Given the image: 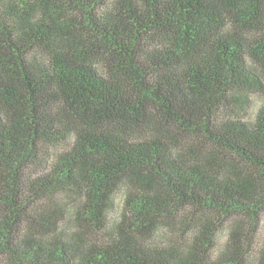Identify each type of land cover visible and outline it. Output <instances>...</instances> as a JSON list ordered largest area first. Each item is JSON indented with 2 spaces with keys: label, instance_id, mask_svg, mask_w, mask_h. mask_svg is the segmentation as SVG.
<instances>
[{
  "label": "trees",
  "instance_id": "obj_1",
  "mask_svg": "<svg viewBox=\"0 0 264 264\" xmlns=\"http://www.w3.org/2000/svg\"><path fill=\"white\" fill-rule=\"evenodd\" d=\"M262 90L264 0H0L2 263L204 264L222 221L171 223L264 212Z\"/></svg>",
  "mask_w": 264,
  "mask_h": 264
},
{
  "label": "rangeland",
  "instance_id": "obj_2",
  "mask_svg": "<svg viewBox=\"0 0 264 264\" xmlns=\"http://www.w3.org/2000/svg\"><path fill=\"white\" fill-rule=\"evenodd\" d=\"M250 97V107L247 110L241 111V116L245 119L253 118L256 111L264 105V90L259 92L254 91L250 94ZM60 148H63V146H60ZM40 169V166L35 168L36 171H39ZM116 199L117 203L113 207V210L110 211V215L112 217V219H110L111 224L114 222L113 217L118 215L119 209L121 208L120 205L123 200V192H118ZM67 216L69 217L68 214ZM199 218H201L204 223L211 222V220H213L216 224L217 221H222L214 247L204 264L222 263V261L218 262V258L220 256L219 253L221 251V243L222 241L228 239L233 224L239 220L242 222L244 232L252 236V238H250L247 242L248 248L244 253L243 264H264V212L258 215L255 223L249 221L248 218H235L232 216L222 218L218 214H206L200 212H195L193 214L187 213L171 223V229L169 231L170 244L177 246L179 242L181 244L184 243L182 240L184 239L185 229L194 222H197ZM110 227L111 225L106 227L105 230L87 228L86 233L92 240L105 241L109 238ZM249 232H251V234ZM0 264H3L1 259Z\"/></svg>",
  "mask_w": 264,
  "mask_h": 264
}]
</instances>
